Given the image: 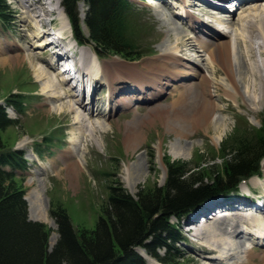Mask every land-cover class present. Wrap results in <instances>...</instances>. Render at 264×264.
I'll return each mask as SVG.
<instances>
[{
  "label": "rangeland",
  "instance_id": "rangeland-1",
  "mask_svg": "<svg viewBox=\"0 0 264 264\" xmlns=\"http://www.w3.org/2000/svg\"><path fill=\"white\" fill-rule=\"evenodd\" d=\"M39 1L42 2V5H44L43 1ZM155 1L131 0L133 9L137 13V17L140 22L138 27L144 31L143 34H139L141 36L139 39L141 41V51H144L145 49L150 54L147 53V55L142 56L140 59L132 61L125 60L118 55L108 54L99 60L101 63H110L115 61L120 63L122 66H125L127 69H132V66L134 65L135 67L137 66L136 68L139 70L142 68L145 69V67L148 68L151 63L155 64V61L158 59V54L163 46L168 47L172 45V35H175L176 32H171L172 35L170 39L172 41H167L166 28H173L177 25L176 22L182 24V21L178 19V16L177 19H172L165 6H162V4L160 5ZM9 2L15 14L12 13L11 18L13 21L8 27L0 25V41L5 44L13 42L14 44L22 46L23 49L29 48L33 51V53H35V55L46 59L47 55L43 54L48 50L36 48V45H33L32 43L28 45L23 41V37L29 36L31 31H26V24L23 22L21 6H19L18 0H9ZM56 2L58 7L55 9L56 14H54V17L60 21V23L57 24L65 25L67 23L66 17L62 11L59 0ZM149 5L152 6L149 7ZM36 6L37 5L35 4L34 7ZM252 6L255 8H261L264 4H257L255 6L251 5L249 7ZM50 7H55V3H53ZM249 7L245 9L242 15H238V17L235 18V14V17H233L234 19L231 25L237 22L238 26L233 25L229 29L231 31V35H234V29L238 28L240 23H243V18H246L247 15H249V12H252L248 9ZM77 10L82 16V13L85 12L86 8L83 4H81L78 6ZM59 15H62L64 20H61V16ZM240 17L241 20L239 19ZM178 26L183 27L184 29L186 28V25ZM138 27L136 29H138ZM239 32H241L240 28ZM84 48L86 50V47ZM197 49L200 50L199 46L194 48L195 51H197ZM193 51L189 53L188 57H190L191 60L193 59V62L194 60L195 62H198L197 64L195 62L194 63L197 67H199V70L200 67L202 68V72H199V74H206L209 78L213 77L212 80L214 83L216 82L215 80H217V83L225 84L223 74L215 76L208 74L206 72L208 67L207 63L204 59H202L200 51ZM20 53L25 54L22 50ZM4 57L5 56H1V59H4ZM256 57H259L257 50ZM192 61L190 62L192 63ZM35 68H37V65ZM32 69V65L29 61H17V63L14 64H0V104L2 106H4L3 98L11 93H17V90L32 92L30 94L24 93L26 94L27 110L25 115L18 117L20 124L15 128H8L2 134V138L7 144L13 145L16 150L22 152L24 155L27 170L24 172H18L19 178L23 180L24 196L37 186V191L43 197L41 204H37L36 207H31L26 201V203H28L27 217L28 220L40 222L44 224L47 229H49L47 241L49 251L52 250L59 238L58 224L51 212H55V210L58 211V209H64L69 217L72 227L75 230L85 228L88 230L94 229L98 221L101 208L106 204L108 195L111 192V187H121L129 195L136 198L137 193L145 187H162L164 185L167 177V162L171 163L175 161H182L192 165L193 167L197 166V163H199L200 167H207L212 163L219 165L222 159L217 154L222 145H232L242 137L249 138L253 136L256 132H258V125L260 123L259 118L263 117L261 120L264 121V107L260 110H256L255 112L252 108L256 106L249 102V99H242V97H239L237 101H235L234 99L227 98L226 93H220L214 89L213 86H211L210 93L213 95L211 96L212 99H214L212 104H215V106L218 105L219 108L221 107L222 109L221 113H217L216 111L214 117L216 119L221 118L223 121L222 123H226L220 141H215L214 139V128L213 130L210 129L205 132L203 129H199L198 127L196 129L193 127V129L188 133L189 136L181 141L180 139H176L173 132L164 130L161 123L156 121L153 125L148 123L147 125L145 124L146 126H141L139 129L140 139L137 142L135 149L129 151L124 147L123 142L125 123H127L132 116L142 118L148 114L149 110L143 109L135 114V112L133 113V111H135L134 107H131L129 110L130 113L126 115H123L122 112L119 113L118 111H112L110 115L104 112V117L101 118V123H109L110 129L104 133L99 131V127L94 128V130L97 129L95 130L97 133L95 138L98 137L96 139L98 141L96 143L91 139V137L94 136H91L85 143V146L88 148L83 156L81 166L82 170L78 179L75 181L76 185L72 186L64 177V171L61 170V173L58 174L57 165L53 164L52 161H56L59 166H62V164H60L61 162L57 159V155L61 154V151L68 146L67 139L72 137V135L74 137L78 135L79 128L75 127L73 129L67 126V122L63 120L66 112L61 113L56 110V105H60L59 102H47L52 107V111H48L47 108L43 106L45 99L42 87L45 82L36 79L34 75L35 72ZM55 73L53 72L54 75ZM190 79L192 78H176L171 83L177 85L181 83H188ZM192 82L197 83L199 80L195 79ZM169 89L170 88H167V91H170ZM189 91V88H183L180 93ZM103 95L104 93L97 92L95 98L92 100L93 102H91L94 107L99 106L100 109H105L106 104H103ZM176 96H178V94L174 96H171V94L161 95L152 101V103H156V105H171L170 103ZM133 104H139V102H135ZM154 107L156 106H152V108ZM178 107L179 105L173 107L171 113L178 110ZM152 108L151 110H153ZM6 112L10 118H16V115L12 110L7 109ZM241 118L245 119V123L247 122V125L237 126L238 121H240ZM107 120L109 121L107 122ZM178 125L182 131L183 123L180 122ZM88 130V132H90L91 129ZM47 137L52 139L44 143V141L47 140ZM37 147L42 149V153L35 156L32 153V149ZM81 147L83 148V146ZM42 167H45L43 171H41ZM40 179H44L43 187L38 185ZM251 179L255 180V182L259 181L255 177ZM248 182L249 181H247V183ZM240 190L242 193L247 192L243 184L240 186ZM25 197L24 199H26ZM35 217L37 219H35ZM229 218H233L235 220L236 218L239 219L237 216L227 215L225 220H228ZM223 219L224 218H221L219 222ZM211 223L213 224L210 226L206 225V227L212 229V227L217 224V220L211 221ZM198 228L199 227L195 228L192 234L193 237L182 229V236L185 238V241L180 245V252L184 256L181 261L182 264H197L198 262L208 264L203 258L204 255H209L208 247L206 248L208 243L204 242L202 245L204 240L198 238L200 237L198 235ZM52 237H55V240L52 241L53 243L51 242V239H53ZM229 240L232 244L230 251L232 253L233 251H236V246L233 244H236L238 239L229 236ZM249 245H251L250 242H246V244H244L246 247H249ZM134 249L135 248L133 247V250ZM202 249H206V254L201 255L203 251ZM226 250L229 252L228 249ZM134 251L139 253L145 264H160L154 257L149 255L148 252L144 251L142 247H137ZM215 251H217V255L220 254L218 253V250ZM199 252L201 254L198 258H196V255ZM156 253L159 257H162L164 250L158 249ZM255 253H262V250L259 252L256 251ZM259 256L260 255L257 254V258L254 260L256 264H262L259 261ZM225 264H234V262L227 260Z\"/></svg>",
  "mask_w": 264,
  "mask_h": 264
},
{
  "label": "bare ground",
  "instance_id": "bare-ground-1",
  "mask_svg": "<svg viewBox=\"0 0 264 264\" xmlns=\"http://www.w3.org/2000/svg\"><path fill=\"white\" fill-rule=\"evenodd\" d=\"M156 1L161 2V0ZM178 1L180 4L176 8H172L171 5L165 2L162 3V6H165L170 13L172 12L170 15L172 19H177V16L180 15L178 19L183 20L181 23L186 25V29L178 25H175L173 28H166L167 41L173 40V43L168 47L163 46L158 54V59L156 58L155 64L151 63L148 68L145 67V69L139 70L134 65L132 69H127L115 61L101 63L91 50L88 48L86 50L82 49V57L85 61L84 66H88L87 75H92L91 83H93L95 89L101 83L106 87H104L107 90V106L105 111L108 114L111 111L117 110L126 111L125 114H127L131 107H134L135 114L143 109L149 110L148 114L142 118L132 116L125 123L123 142L124 147L129 151L135 149L140 139L139 129L141 126L148 123L153 125L156 121L161 123L164 130L173 132L176 139H180L181 141L189 136L188 133L193 127L195 129L197 127L203 129L205 132L214 128V139L215 141H220L226 123H222L221 118L216 119L214 117L215 112L221 113L222 109L218 105L212 104L214 99H212L211 96L213 95L210 93L211 86L220 93H226L227 98L234 99L235 101L239 97L249 99L248 101L256 106L252 108L255 112L264 107V6L261 8L249 7L257 4L263 5L264 0H254V3L244 1L246 5L238 12V15H242L247 7L252 12H249V15L243 18V23H240V26L234 29V35H231L229 29L233 25L238 26V23L235 22L231 25L234 18L230 16L229 19L225 18L229 12L226 11V15L224 14L225 10H215L218 9L215 5H220L221 0H203L204 4L202 5L198 0ZM41 3L39 0H23L20 4L23 15L22 19L26 24V31H31L29 36L23 37V41L28 45L30 43L36 45V48L48 50V48L53 47V44L44 45L41 37L49 34L44 30L42 36H40L39 24L42 21L40 18L41 14L46 18L50 16V12L46 10L45 3L43 2L44 5ZM35 4L37 5L36 7H34ZM189 5L193 6V10L201 11L202 21L200 18H195L193 12L187 10ZM36 8L37 11L39 10L38 12ZM176 9L179 12L173 13V10L175 11ZM239 19L241 20V17ZM215 25H220L221 28L226 30H215ZM41 26H44V22H42ZM239 28L241 32H239ZM173 31L176 32L175 35L171 34ZM171 35L173 36L172 40L170 39ZM198 46L200 50L197 49V51H200L202 59L206 61L208 66L206 72L211 76L223 74L225 84L217 83V80L214 83L213 77L209 78L206 74H199V72H202V68L200 67L199 70V67L195 65L198 62L194 60V63L193 59L191 60L188 57L189 53ZM21 50L25 54H21ZM256 50L259 53V57H256ZM197 51L194 50L193 52ZM1 56H5L6 58L1 59ZM50 57L51 54L47 55L46 59H43L35 55L29 48L23 49L22 46L13 42L5 44L0 41V64L29 61L32 65V70L35 72V78L45 82L42 87L45 99L43 106L48 111H52V107L47 102H59L60 105H56V110L61 113L66 112L63 120L67 122V126L73 129L75 127L79 128L78 135L75 137L72 135V137L67 139L68 146L61 151V154L57 155V159L61 162L62 166H59L56 161H52L53 164L57 165L58 174L61 173V170L64 171V177L68 180L69 184L75 186V181L82 170L84 153H86L88 148L85 146V143L91 136H94L91 139L97 143L98 140L96 139L98 137L95 138L97 134L95 130L97 129L94 130V128L99 127V131L105 133L110 129V124L101 123V118L104 117V114L100 111L86 109V103L83 102L85 98L74 94L70 88H66L65 85L67 83L65 81H56L59 73L56 76L52 74L55 71V66L49 62ZM87 62L89 65H87ZM36 65L37 68H35ZM189 77L192 79L188 83L178 85L171 83L176 78L189 79ZM195 79L199 80L197 82L199 84L192 82ZM167 88H170V91H167ZM180 88H189L190 91L180 93L182 90ZM166 94H171V96L178 94V96L170 103L171 105L147 104V102L154 101L158 96ZM92 98L93 96H91ZM135 102L146 103L145 105H133ZM154 105L156 107L152 108ZM177 105H179L178 110L171 113L172 108ZM180 122L183 123L182 131L178 125ZM88 129H91L90 132H88ZM44 168L42 167L41 171ZM262 170L264 171V162H262ZM261 178H259L261 180V196L264 197V173H262ZM38 185L43 187L44 179H40ZM246 187L248 189L256 188L259 187V183L250 179ZM242 195L248 197L245 194ZM25 196V201L31 207L41 204V200L43 199L42 195L37 191V186ZM227 215H234L239 219L229 218L225 220ZM221 218L224 219L219 222ZM35 219L37 218L35 217ZM204 226L197 225L195 228L199 227L197 230L200 237L198 238L204 240L202 245L204 242L208 243L206 248L208 247L209 255L203 256L206 263L225 264L227 260H230L234 264H256L254 260H256L257 254H259V261L264 264V249H260L257 245L252 247L253 250L244 246L246 240H248L247 234L253 233L254 236L258 237L257 239L259 237L264 238V211L259 217L254 219L245 217L240 210L229 209L217 219V224L214 227L211 226L212 229L207 228L206 225ZM193 232L190 234L192 235ZM229 236L238 239L237 243L233 244L236 246V251L232 253L230 252L232 244ZM52 238L51 242L55 240V237ZM137 247L141 246H135L134 248L136 249ZM226 249L229 250L230 254ZM215 250H218V253L221 255L216 256L217 251ZM261 250L262 253H255ZM134 252L137 253V251ZM200 252L196 255V258L201 254ZM205 252H207L206 249L202 251L201 255L206 254ZM137 254L139 255V253ZM140 258L143 260L141 256ZM197 264L202 263L198 262Z\"/></svg>",
  "mask_w": 264,
  "mask_h": 264
},
{
  "label": "trees",
  "instance_id": "trees-1",
  "mask_svg": "<svg viewBox=\"0 0 264 264\" xmlns=\"http://www.w3.org/2000/svg\"><path fill=\"white\" fill-rule=\"evenodd\" d=\"M88 6L85 25L89 40L101 54L114 53L125 59L139 58L137 37L132 33L127 0H61L76 37L81 38L76 4ZM11 9L0 0V24L11 22ZM0 105V264H145L133 247L141 246L164 264H182L176 243L180 239L178 223L208 200L234 191L243 177L258 172L264 157V123L258 132L242 137L219 149L221 163L195 167L182 162H167V177L162 187L141 189L136 198L121 187H111L94 229L75 230L64 209L51 212L58 224L59 238L48 250L49 229L27 217L23 180L18 171L26 170L23 155L7 144L2 134L19 122L10 119L5 109L18 114L26 108L22 93H11ZM214 158V157H213ZM7 167L8 169H5ZM215 191L202 205L194 203ZM164 249V255L156 251Z\"/></svg>",
  "mask_w": 264,
  "mask_h": 264
},
{
  "label": "water",
  "instance_id": "water-1",
  "mask_svg": "<svg viewBox=\"0 0 264 264\" xmlns=\"http://www.w3.org/2000/svg\"><path fill=\"white\" fill-rule=\"evenodd\" d=\"M222 192L223 191H215V192H212L210 195H208L206 197H203L202 199H200L199 201H197L196 203H194L192 206H190V208L188 210H192L193 208H196V207L202 205L203 202L207 201L208 198H210L212 196H215V195H218V194H221Z\"/></svg>",
  "mask_w": 264,
  "mask_h": 264
}]
</instances>
